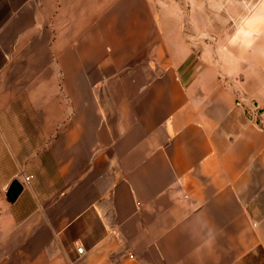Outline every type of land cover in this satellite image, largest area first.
<instances>
[{"label":"crops","instance_id":"obj_1","mask_svg":"<svg viewBox=\"0 0 264 264\" xmlns=\"http://www.w3.org/2000/svg\"><path fill=\"white\" fill-rule=\"evenodd\" d=\"M175 2L0 0V264H264V69Z\"/></svg>","mask_w":264,"mask_h":264},{"label":"rangeland","instance_id":"obj_2","mask_svg":"<svg viewBox=\"0 0 264 264\" xmlns=\"http://www.w3.org/2000/svg\"><path fill=\"white\" fill-rule=\"evenodd\" d=\"M175 1L184 15L182 24L201 27L200 34L189 33L187 40L203 47L222 71L235 72L237 63L243 58L249 59V68L261 61L264 69V0ZM236 84L231 81L228 86L231 88ZM232 90L237 91L235 87ZM262 92L264 74L261 75ZM245 109L250 121L264 126V108L258 109L249 101Z\"/></svg>","mask_w":264,"mask_h":264},{"label":"water","instance_id":"obj_3","mask_svg":"<svg viewBox=\"0 0 264 264\" xmlns=\"http://www.w3.org/2000/svg\"><path fill=\"white\" fill-rule=\"evenodd\" d=\"M20 190H21V188L16 182L11 184V186L7 192V198L9 200V202H13L15 200V198L19 194Z\"/></svg>","mask_w":264,"mask_h":264},{"label":"built area","instance_id":"obj_4","mask_svg":"<svg viewBox=\"0 0 264 264\" xmlns=\"http://www.w3.org/2000/svg\"><path fill=\"white\" fill-rule=\"evenodd\" d=\"M32 177L31 176H28V177H25V181L28 182ZM76 252L81 255L83 253V249L81 247H77L76 249Z\"/></svg>","mask_w":264,"mask_h":264}]
</instances>
